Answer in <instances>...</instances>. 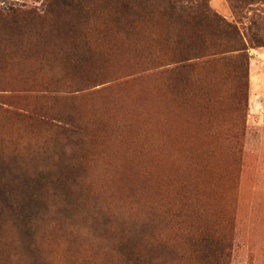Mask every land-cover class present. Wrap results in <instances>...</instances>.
I'll return each mask as SVG.
<instances>
[{"label":"rangeland","instance_id":"374dc122","mask_svg":"<svg viewBox=\"0 0 264 264\" xmlns=\"http://www.w3.org/2000/svg\"><path fill=\"white\" fill-rule=\"evenodd\" d=\"M223 2L230 12L216 13L247 32L242 0ZM160 5H138L136 24L123 30L101 1L75 34L27 29L0 46V264H264V48L247 51L244 83L211 59L176 72L173 55L191 58L188 46L210 40L184 31L174 44ZM251 8L264 16V3ZM153 93L212 119L220 201L174 179L157 192L140 180L117 187L116 153L129 151L119 128L128 116L135 123L129 106L143 94L156 101ZM139 126L145 134L129 137L140 152L164 149L153 125ZM192 163L186 155L183 167Z\"/></svg>","mask_w":264,"mask_h":264},{"label":"trees","instance_id":"16d2710c","mask_svg":"<svg viewBox=\"0 0 264 264\" xmlns=\"http://www.w3.org/2000/svg\"><path fill=\"white\" fill-rule=\"evenodd\" d=\"M101 1L106 14L111 15L123 30H129L136 24L135 10L138 5L161 3L160 22L166 30L176 32V36L170 38L174 40V44L182 40L184 31L194 33L191 37L193 35L200 38L198 40H210L198 43L197 47L188 46L194 54L191 58L183 57L181 52L173 55L174 59L171 60L173 59V70L176 72L190 70L192 60L206 59L202 63L206 65L207 60L211 59L225 68L234 70L236 77L244 83L247 80V51L264 48V16L249 13L252 11L251 7L264 3L263 0H242L241 8L247 7V32H241L236 23L219 16L209 7L208 0H43L40 7L0 6V46L9 40L22 39L20 33L27 29L33 33L44 31L45 28H65L75 34L74 26L87 21L88 10L97 12L96 3ZM65 12L67 14H64ZM167 59L170 60L168 57ZM153 94L158 97L156 101L145 100V94L135 100L127 109L130 115L135 114L132 117L135 123L128 116L129 122L119 128L125 132L121 141L129 146V151L116 153L115 165L119 169L117 187L126 188L129 182L134 184L135 180H140L142 191L147 192V186L153 184L157 192L163 186L168 189L167 183L174 179L172 185H179L178 189L186 186L187 190L200 200L220 201L223 196L224 172L218 159L215 170L214 162L217 156L208 136L212 119L205 116L203 110L196 108L191 102L174 104ZM148 123L153 125L155 137L164 144V149L158 146H144L140 152L137 144L131 141L130 135L139 138L145 134L139 124L147 127ZM186 155L192 158L190 167H183ZM104 156L106 157L105 153ZM179 159L180 166L176 165ZM146 174L147 184L144 185ZM126 193L133 194L134 190L128 188ZM213 256L222 258L223 250L216 248Z\"/></svg>","mask_w":264,"mask_h":264},{"label":"crops","instance_id":"0c3cea01","mask_svg":"<svg viewBox=\"0 0 264 264\" xmlns=\"http://www.w3.org/2000/svg\"><path fill=\"white\" fill-rule=\"evenodd\" d=\"M223 1L224 0H212V3L215 12H217L219 15L224 16L226 13L230 12V10L227 8Z\"/></svg>","mask_w":264,"mask_h":264}]
</instances>
